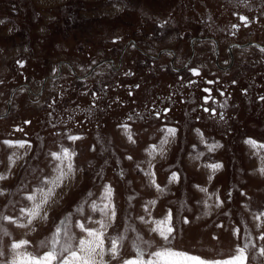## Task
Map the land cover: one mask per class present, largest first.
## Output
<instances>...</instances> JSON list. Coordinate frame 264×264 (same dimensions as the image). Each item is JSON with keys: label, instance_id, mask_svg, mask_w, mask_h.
<instances>
[{"label": "rangeland", "instance_id": "rangeland-1", "mask_svg": "<svg viewBox=\"0 0 264 264\" xmlns=\"http://www.w3.org/2000/svg\"><path fill=\"white\" fill-rule=\"evenodd\" d=\"M0 26V264L13 242L42 255L57 228L75 244L87 236L77 225L98 221L106 250L123 237L105 264L162 246L206 260L240 246L246 264H264V0H0ZM64 149L73 171L47 218L18 226L68 172L52 155ZM169 214L170 243L151 230Z\"/></svg>", "mask_w": 264, "mask_h": 264}, {"label": "snow or ice", "instance_id": "snow-or-ice-1", "mask_svg": "<svg viewBox=\"0 0 264 264\" xmlns=\"http://www.w3.org/2000/svg\"><path fill=\"white\" fill-rule=\"evenodd\" d=\"M241 20L246 21V17H241ZM208 111V109H205ZM169 135L174 136L176 130L169 128L167 129ZM72 140L80 139V137L72 136L69 137ZM131 140V136H129ZM165 143L167 140L164 141ZM5 143L10 144L11 142L5 141ZM248 143L252 144L256 147L255 141H248ZM19 147H25L24 142L19 143ZM215 146H210L209 150ZM259 147H264V145H259ZM53 157L57 160L63 159L69 160L67 164L68 172L66 173L63 169H59V174L57 175L55 180L46 181V183H51L53 185L52 188L48 189L47 194L43 197L42 201L37 203L32 210H29L26 215L28 217L27 224H20V227H27L31 225L34 220L37 218L46 219L47 214L44 212L43 205L48 204L50 197L54 194V189L56 187H60L63 183L64 179L67 177L68 173L73 171L72 164L70 163V158L74 153H70L68 149H64L62 156L61 154H52ZM131 159V157H129ZM213 169H218L221 167L219 164L210 165ZM264 172V169H261ZM148 175L152 176L153 179L151 183L157 188L158 191H162L160 186L156 184L154 173H148ZM4 175H0V180L6 179ZM177 176L175 173L172 175V180H176ZM201 191L207 192L206 188H202ZM2 194V193H0ZM111 196H112V188L111 186H106L105 195L103 197L107 203L104 204L103 209H100L104 212L105 215L109 216V218H113L115 216L114 206L111 205ZM29 200H35V197L29 196ZM150 203H155V201H150ZM95 209L96 206L93 205ZM22 211H24L22 209ZM43 212V215L41 213ZM264 216V213L260 214ZM5 220L12 222L11 217H4ZM143 220V218L141 217ZM255 219L259 220L260 216H256ZM171 214L165 218V220L155 221L156 227L151 230L154 232H158L160 237L165 241L169 242L171 239H174L173 232L174 229L170 224ZM100 224V229L89 228L84 224H78L77 226L81 229L82 232H86V237H81L73 244V241L76 240L75 237L68 236L64 243H61V236H67L66 229L57 228L54 233L51 241L46 243L48 247V251L44 252L42 255H34L32 253H28L25 251L23 254L17 252L18 249L26 248L29 244L27 240H20L18 242H13L11 245L13 251L16 255L13 257L10 264H105L104 257L105 255H110L112 259H115L119 255L120 251V241L123 240V237H117L110 239V246L105 249V233L104 229L107 227L103 223V221H98ZM162 225H167L166 227H161ZM237 233L239 230H235ZM259 239L264 240V234H262ZM261 255H264V248H261ZM246 248L237 246L236 254L231 256L227 260H206L201 256L193 255L187 251L175 249L169 246H162L157 250L149 253V259H144V251L141 248H137V255L134 259L124 260L123 264H246L247 257L245 255ZM0 255H3L2 251H0Z\"/></svg>", "mask_w": 264, "mask_h": 264}, {"label": "flooded vegetation", "instance_id": "flooded-vegetation-1", "mask_svg": "<svg viewBox=\"0 0 264 264\" xmlns=\"http://www.w3.org/2000/svg\"><path fill=\"white\" fill-rule=\"evenodd\" d=\"M194 43L192 44V49L194 50V53H196L197 52V49H196V41H193ZM259 43V42H258ZM135 45H138V44H136V43H134ZM215 44H216V42H215ZM260 44H262V43H260ZM239 45L240 46H243L244 45V43L243 44H240L239 43ZM259 46H262V45H259ZM263 47V46H262ZM234 50H235V46H230L229 47V59L230 60H232V59H234V57H235V53H234ZM215 53L216 54H219V47L217 46V45H215ZM217 62H218V64L219 65H225V64H223V63H221L220 61H218L217 60ZM70 65V67H71V69H72V71H73V73L76 75V76H80V75H78L77 73H76V71H75V69H74V66H72L71 64H69ZM115 65V64H114ZM175 66V65H174ZM62 68V66L60 65V69ZM50 76H53V75H50ZM49 75L48 76H46L47 78L48 77H50ZM47 80H45V82H46ZM41 83H42V81H41ZM28 84V83H27ZM44 86V82L42 83V87ZM28 88V87H27ZM29 89V91L31 92V93H34V94H37L38 92L37 91H35L33 88H31V87H29L28 88ZM15 92H16V90L14 91V92H10V98H9V102H8V105H12V98H13V96H14V94H15Z\"/></svg>", "mask_w": 264, "mask_h": 264}, {"label": "water", "instance_id": "water-1", "mask_svg": "<svg viewBox=\"0 0 264 264\" xmlns=\"http://www.w3.org/2000/svg\"><path fill=\"white\" fill-rule=\"evenodd\" d=\"M258 45H262L264 47V44L257 43Z\"/></svg>", "mask_w": 264, "mask_h": 264}, {"label": "crops", "instance_id": "crops-1", "mask_svg": "<svg viewBox=\"0 0 264 264\" xmlns=\"http://www.w3.org/2000/svg\"><path fill=\"white\" fill-rule=\"evenodd\" d=\"M6 26H7V25H6ZM6 26H5V28H4V29H7V28H6ZM0 27H1V26H0ZM1 28H2V27H1Z\"/></svg>", "mask_w": 264, "mask_h": 264}]
</instances>
